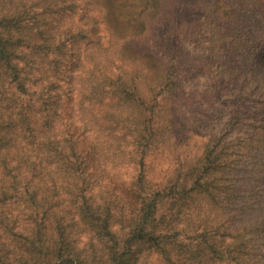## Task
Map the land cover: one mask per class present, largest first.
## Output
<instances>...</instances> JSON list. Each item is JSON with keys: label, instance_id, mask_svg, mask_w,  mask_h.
<instances>
[{"label": "trees", "instance_id": "16d2710c", "mask_svg": "<svg viewBox=\"0 0 264 264\" xmlns=\"http://www.w3.org/2000/svg\"><path fill=\"white\" fill-rule=\"evenodd\" d=\"M0 264H264V0H0Z\"/></svg>", "mask_w": 264, "mask_h": 264}, {"label": "rangeland", "instance_id": "374dc122", "mask_svg": "<svg viewBox=\"0 0 264 264\" xmlns=\"http://www.w3.org/2000/svg\"><path fill=\"white\" fill-rule=\"evenodd\" d=\"M152 165L156 178L167 175L174 168V163L170 160L167 152L156 153L152 160Z\"/></svg>", "mask_w": 264, "mask_h": 264}]
</instances>
